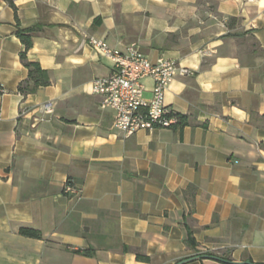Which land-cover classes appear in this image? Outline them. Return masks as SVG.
Listing matches in <instances>:
<instances>
[{
  "label": "crops",
  "instance_id": "1",
  "mask_svg": "<svg viewBox=\"0 0 264 264\" xmlns=\"http://www.w3.org/2000/svg\"><path fill=\"white\" fill-rule=\"evenodd\" d=\"M14 6L0 0V264H221L194 258L205 251L264 264V0ZM36 25L26 57L51 83L23 96L16 32ZM87 37L189 70L164 96L182 124L117 132L90 91L113 65Z\"/></svg>",
  "mask_w": 264,
  "mask_h": 264
},
{
  "label": "built area",
  "instance_id": "2",
  "mask_svg": "<svg viewBox=\"0 0 264 264\" xmlns=\"http://www.w3.org/2000/svg\"><path fill=\"white\" fill-rule=\"evenodd\" d=\"M86 39L92 49L113 65L109 76L91 82L90 91L100 97L102 110L113 112V125L117 132L129 137L139 131L178 125L177 117L164 103V96L174 78L188 75L189 70L172 59L160 58L150 62L135 42L128 44L124 50H116L102 39ZM145 79L152 82L149 97L145 96ZM0 92H3L1 87ZM43 111L51 113L49 105H44ZM62 192L67 197L79 198L81 188L67 181Z\"/></svg>",
  "mask_w": 264,
  "mask_h": 264
},
{
  "label": "trees",
  "instance_id": "3",
  "mask_svg": "<svg viewBox=\"0 0 264 264\" xmlns=\"http://www.w3.org/2000/svg\"><path fill=\"white\" fill-rule=\"evenodd\" d=\"M14 11L16 10L14 6V0H4ZM18 25V22H17ZM38 31H40V27L38 25L28 28V29H18L16 32V35L21 41V44L24 47V51L20 53V61L22 65L27 69L28 74L27 78L19 83L17 87V91L23 95H29L36 93L40 88L47 87L50 85V74L47 70H44L41 68V66L38 63L31 62L26 57V51L31 47L32 45V37L34 34H36ZM178 119V125L182 124V118H180L177 114L173 113ZM70 182V180L68 181ZM19 235L23 237H28L32 239H41V234L38 231L29 229V228H21L19 230ZM185 244L189 247L194 248L196 246L193 233L190 229H187V236L185 240ZM81 253L85 256H88L89 254L87 251L77 252ZM138 261L149 263L150 259L146 256L138 255L136 256ZM195 259H215V260H222L223 262H220L221 264H231L230 260L218 256L212 252H199L196 256H194ZM243 264H258L253 263L249 258L245 259Z\"/></svg>",
  "mask_w": 264,
  "mask_h": 264
},
{
  "label": "water",
  "instance_id": "4",
  "mask_svg": "<svg viewBox=\"0 0 264 264\" xmlns=\"http://www.w3.org/2000/svg\"><path fill=\"white\" fill-rule=\"evenodd\" d=\"M215 260V259H214ZM217 261H220V262H223L222 260H217ZM231 264H243V262H240V263H234V262H230Z\"/></svg>",
  "mask_w": 264,
  "mask_h": 264
}]
</instances>
